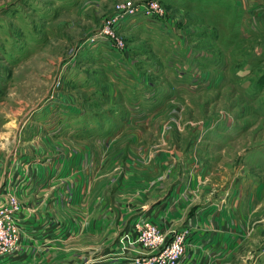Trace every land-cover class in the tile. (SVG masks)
I'll list each match as a JSON object with an SVG mask.
<instances>
[{
    "label": "rangeland",
    "instance_id": "rangeland-1",
    "mask_svg": "<svg viewBox=\"0 0 264 264\" xmlns=\"http://www.w3.org/2000/svg\"><path fill=\"white\" fill-rule=\"evenodd\" d=\"M0 172L20 264H264V0H0Z\"/></svg>",
    "mask_w": 264,
    "mask_h": 264
},
{
    "label": "built area",
    "instance_id": "built-area-1",
    "mask_svg": "<svg viewBox=\"0 0 264 264\" xmlns=\"http://www.w3.org/2000/svg\"><path fill=\"white\" fill-rule=\"evenodd\" d=\"M22 213V205L17 198L9 196L6 202H0V264H13L14 256L21 239L17 224ZM118 241L124 248L140 247L142 256L125 264H177L184 252V237L187 230H181L168 240L163 231L148 218H141Z\"/></svg>",
    "mask_w": 264,
    "mask_h": 264
},
{
    "label": "crops",
    "instance_id": "crops-1",
    "mask_svg": "<svg viewBox=\"0 0 264 264\" xmlns=\"http://www.w3.org/2000/svg\"><path fill=\"white\" fill-rule=\"evenodd\" d=\"M3 135V134H2ZM4 137V136H3ZM3 154V153H2ZM65 167H68V165L66 166L65 165ZM3 175H4V172H0V185H1V183H2V178H3ZM169 216H171V215H169ZM20 218L21 219H24V218H26V217H24L23 216V212L21 213V215H20ZM35 219V218H34ZM171 219V218H170ZM169 219V220H170ZM167 220V219H166ZM168 220V222H170ZM171 223H172V225H174V220H172L171 221ZM34 224H36V223H34ZM37 236V235H36ZM36 236H32V237H36ZM48 237H50V236H48ZM31 239V238H30ZM35 248L34 249H28V248H26V249H23L21 246H20V249L19 250H17V252H16V254H15V256H14V259H13V264H20L21 262H23L24 260H26V257H27V255L28 254H31V253H34L35 252ZM27 251V252H26ZM62 251V253H64V254H61V257H66L67 256V253H69V251L68 250H61ZM61 251H60V253H61ZM130 255V257H133V255H135V254H133L132 252H131V254L130 253H128V255H126V257L127 256H129ZM188 258H189V254L187 255V258H186V263L185 264H187L188 263ZM184 261V262H185ZM190 262V261H189ZM51 264H53V262H51Z\"/></svg>",
    "mask_w": 264,
    "mask_h": 264
}]
</instances>
